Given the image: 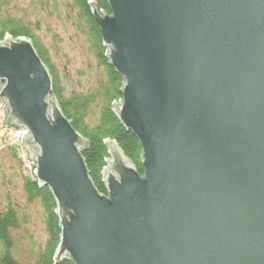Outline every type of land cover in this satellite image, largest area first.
Masks as SVG:
<instances>
[{
    "label": "water",
    "instance_id": "obj_1",
    "mask_svg": "<svg viewBox=\"0 0 264 264\" xmlns=\"http://www.w3.org/2000/svg\"><path fill=\"white\" fill-rule=\"evenodd\" d=\"M107 4L90 12L142 173L106 140L105 194L31 40L0 42L3 113L55 203L53 264H264V0Z\"/></svg>",
    "mask_w": 264,
    "mask_h": 264
},
{
    "label": "trees",
    "instance_id": "obj_2",
    "mask_svg": "<svg viewBox=\"0 0 264 264\" xmlns=\"http://www.w3.org/2000/svg\"><path fill=\"white\" fill-rule=\"evenodd\" d=\"M67 17L73 19L80 28V22L87 32V43L94 53L96 63L101 69L100 76L95 84L85 92H65L53 64L48 58L46 50L38 42L33 33L40 23L37 19L33 23L23 20L20 16L10 14L2 9L0 0V42L6 36L10 38L25 37L31 40L39 57L46 65L52 80L51 95L57 100L63 114L70 120L73 128L87 141L81 150V155L87 167L89 176L100 193H106L101 172L108 158L106 140H113L123 155L135 166L141 174L139 165L141 148L136 138L127 131L117 120L113 106L121 99L120 88L123 78L108 64L106 48L102 44L99 27L91 15V4L100 12L109 13L107 0H64ZM45 0H31L33 8L44 7ZM32 8V9H33ZM9 147V151L16 156L18 147ZM22 191L29 204L38 202L42 210L40 218L45 238L33 244L31 260L25 264H53L54 254L59 237L58 219L54 213L55 203L49 189L39 186L32 172L23 175ZM28 211L18 212L13 205H4L0 208V264H23L17 260L13 253L15 238L13 231L21 223H27ZM21 239V238H20ZM57 264H73L70 260L63 259Z\"/></svg>",
    "mask_w": 264,
    "mask_h": 264
},
{
    "label": "rangeland",
    "instance_id": "obj_3",
    "mask_svg": "<svg viewBox=\"0 0 264 264\" xmlns=\"http://www.w3.org/2000/svg\"><path fill=\"white\" fill-rule=\"evenodd\" d=\"M1 1L4 11L8 10L30 23L35 19L39 21L40 25L33 29V33L46 50L65 92H85L95 84L101 69L87 43L84 24L80 22L81 30H78L74 20L67 17L64 0H45L44 7L37 8L32 7L31 0ZM4 106V100H0V208L13 205L19 213L28 211V222L21 223L13 231L15 242L12 253L25 264L31 260L33 244L45 238L40 220L42 210L38 202L29 204L23 194V175L33 171L30 154L25 145L18 147L16 156L9 151V147L20 145L26 131L7 123Z\"/></svg>",
    "mask_w": 264,
    "mask_h": 264
}]
</instances>
